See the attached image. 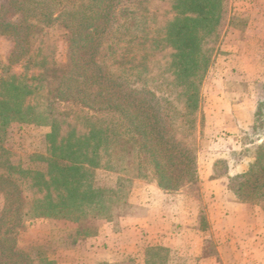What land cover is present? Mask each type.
<instances>
[{"label":"trees","instance_id":"16d2710c","mask_svg":"<svg viewBox=\"0 0 264 264\" xmlns=\"http://www.w3.org/2000/svg\"><path fill=\"white\" fill-rule=\"evenodd\" d=\"M225 8V0H1L0 36L15 42L0 60V264H57L18 245L26 219L73 225L61 239L75 246L96 237L101 221L126 216L134 179L167 191L196 184L200 89ZM55 26L68 56L58 77L47 32ZM261 105L247 138L264 129ZM14 123L46 126L44 151L5 148ZM250 140L251 162L229 187L264 209V142ZM98 170L118 174L116 185L98 186ZM166 261L162 248L145 252V264Z\"/></svg>","mask_w":264,"mask_h":264},{"label":"crops","instance_id":"0c3cea01","mask_svg":"<svg viewBox=\"0 0 264 264\" xmlns=\"http://www.w3.org/2000/svg\"><path fill=\"white\" fill-rule=\"evenodd\" d=\"M236 9L239 26H229L232 21L227 26L231 27V32L235 30L237 36L239 51L236 64L237 72L242 76L240 81L245 91L244 97L236 101L229 99V88L225 87L224 81L230 74L228 70L233 62L224 54L228 68L221 70L215 66L210 71V74L218 76L214 80V85L218 87H213L216 94L208 100L212 110L205 115L206 129L199 137L200 141H228L232 149L209 145L198 150L195 184L198 189L195 194L198 193L202 199L200 202L193 201L194 197L192 201L190 199L186 202L185 199L189 197L186 193L190 192L188 190L167 191L154 181L134 180L127 197L128 212L115 224L117 229L108 233L110 236L102 251L105 253L103 261L111 264L117 261L111 255L125 252L123 255L132 257V262L140 259L145 264V252L148 249L162 248L167 252L166 264H244L245 250L257 251L258 259L253 264H264V230L258 232L259 237L254 236L256 242L247 244L242 239L245 233H250L245 219L256 215L258 219L256 217L253 223L260 225L261 218L264 219V209L239 202L227 189L229 179L244 172L251 162V158L246 155L240 161L234 157L247 152L251 147L241 141L246 129L238 122L237 111L244 110L252 118V125L257 98L264 96V89L257 93L263 86H255V77L260 71L259 60L264 56L259 53L261 44H264V0H238ZM216 105L217 109L214 110ZM213 119L220 124L215 129L206 126L212 124ZM247 130H250L249 127ZM258 142H264V137ZM234 160L237 162L230 167L229 164ZM218 163L225 165L224 176L216 174ZM231 221L239 224L245 221V225L238 228L229 226Z\"/></svg>","mask_w":264,"mask_h":264},{"label":"rangeland","instance_id":"374dc122","mask_svg":"<svg viewBox=\"0 0 264 264\" xmlns=\"http://www.w3.org/2000/svg\"><path fill=\"white\" fill-rule=\"evenodd\" d=\"M1 3V0H0ZM238 0H225V13L224 18L222 19L220 30H219V41L217 45L216 54L213 60V63L211 64L206 77L203 81V84L200 89V118L197 122V153L198 150H202L203 148H207L213 145L214 148H225V149H232L230 145L231 143H228V141H219L214 139H201L199 140L200 134L202 131H204L205 127V115L208 113V111L212 110V107L210 109L208 100L215 96L216 92L214 93L213 87L215 86L214 83L216 81L215 78H218L217 75L210 74V71L216 66V68H219L221 70H226L228 66L226 65V60L224 61V54L228 55L230 60H232V64L229 66V72L230 74L226 76V82L224 81L225 87L229 88L228 90V96L230 101L237 100L238 98L241 99L244 97L245 91L242 89V82L240 79H242V76L238 74L237 69L238 65L236 62L238 61V42H237V36H235V30H232L234 32H231V27L239 26L238 25V17L237 13L238 10L237 7ZM232 21L230 28L227 26ZM236 22V23H235ZM233 24V25H232ZM237 29V28H235ZM48 37L49 39L54 42L57 48V55H56V76L58 77L63 72H65L68 69V56H67V46L65 39H63V36L61 35L60 30L58 27H52L48 29ZM15 40L13 38L9 37H3L0 36V60L1 61H8L10 52L14 46ZM262 45V49L259 51V53L264 55V44ZM249 46L251 44L249 43ZM255 51V50H254ZM250 54L252 55V50L250 48ZM256 54V52H255ZM237 59V60H236ZM260 64V71L258 72L259 75L255 77V82L257 83L258 88L259 86H263L261 89H257V93H261L264 89V56L262 59L259 60ZM256 73H257V69ZM214 73H216L214 71ZM209 74V75H208ZM211 76V77H210ZM217 76V77H216ZM209 77V78H207ZM252 77L250 76V79ZM207 79V80H206ZM213 84V86H211ZM241 85V87H240ZM218 87V86H215ZM223 87V86H221ZM220 88V87H219ZM212 89V91H210ZM254 93L255 90H253ZM214 93V94H212ZM42 96L44 99H47V93L44 91L42 93ZM261 103L263 107L264 112V96L260 98V96L257 98L256 104L257 107ZM208 104V105H207ZM212 106H215L214 104ZM217 109L214 107V110ZM237 111V109H236ZM256 111V110H255ZM264 114V113H263ZM236 118L239 123H241L242 127L246 129L244 132L248 134L250 133V130H252V127L254 126V123L252 125L251 121L252 118L248 116V114L244 111L239 109L236 114ZM216 125H220L217 123L216 119H213L212 124H207V127L213 126L215 129ZM210 130V128H209ZM48 132V128L46 126H34V125H24L19 126L18 124H11L7 130L6 137H5V143L4 146L10 151H14L16 154H19L23 157L28 156L32 153H38L44 151V136ZM245 136H242L243 142L246 144L248 142H251V137H255L257 142L259 140H262L264 137V129H259V131L256 133L255 136L251 135L250 138H247ZM211 143V144H210ZM259 143V142H258ZM250 149H247V152H243L240 155L234 156L236 160H242L244 155L246 157H250L252 155V146L249 147ZM196 153V158H197ZM231 153H237L236 151H231ZM234 160L229 164L231 165L235 164L237 162ZM226 161V160H225ZM197 163V162H196ZM233 172V171H232ZM216 174L225 175V165L218 163V168L216 171ZM96 177V184L98 186L104 187V188H113L116 185L118 174L110 173L103 170H98L95 173ZM136 180V179H134ZM133 180V181H134ZM144 180V179H139ZM132 181V182H133ZM145 181H151V180H145ZM132 186V185H131ZM183 190H188V194L186 193V196L189 195V197L186 200H193V201H201L202 199L198 195V193L195 194V190L198 189L195 184H188L185 187L181 188ZM228 191L230 193V187L228 183L227 187ZM233 194V193H232ZM235 197V196H234ZM236 198V197H235ZM194 203V202H191ZM4 204V197L2 193L0 192V212L3 208ZM253 205V204H251ZM252 215V214H251ZM258 219V216L253 215L252 218L245 219L246 225H248V229H250V233H245L243 236V241L245 243H253L256 242L255 237L258 236V232H261V230H264V219L261 218L260 225L254 224L253 221ZM239 221V220H238ZM245 221L242 224H239V222L231 221L229 222V226L234 225L238 227L244 226ZM250 221V222H249ZM71 224H65V223H56L49 219H42V218H32V219H26L24 222V229L20 233L18 237V245L21 246L23 249H34V254H43L44 256L49 257L50 259H53L56 261L57 264H101L103 262L108 263L107 261H103L105 259L104 254L102 253L103 247L107 245V239L109 238L108 233L112 230L117 229V226L114 223L101 221L99 224V230L96 237L92 238L91 240H88L86 242L77 244L75 246H67L63 243L61 237L67 234V231L72 227ZM256 234V235H255ZM255 236V237H254ZM124 253L119 252L118 254L111 255L112 258L117 259V261L112 262L111 264H142V260H133L131 261L132 257H126L124 256ZM244 254V264H253L257 261V251L253 250H245L243 252ZM103 259V260H102ZM112 259V260H114ZM145 260V259H144ZM110 264V263H109Z\"/></svg>","mask_w":264,"mask_h":264}]
</instances>
